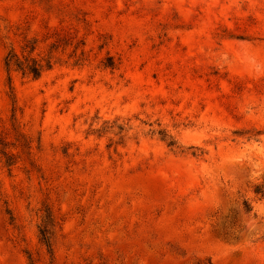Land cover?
<instances>
[{
	"label": "rangeland",
	"instance_id": "1",
	"mask_svg": "<svg viewBox=\"0 0 264 264\" xmlns=\"http://www.w3.org/2000/svg\"><path fill=\"white\" fill-rule=\"evenodd\" d=\"M0 264H264V0H0Z\"/></svg>",
	"mask_w": 264,
	"mask_h": 264
},
{
	"label": "trees",
	"instance_id": "2",
	"mask_svg": "<svg viewBox=\"0 0 264 264\" xmlns=\"http://www.w3.org/2000/svg\"><path fill=\"white\" fill-rule=\"evenodd\" d=\"M60 40L56 41L57 44ZM36 50V41H26L24 45L20 48V52L17 53L14 49H10L4 59V65L7 72L10 71H18L22 75L29 76L33 79H37L41 76V74L49 69H51V56H48L46 59H38L35 57L33 53ZM107 67H113L112 63L106 65ZM172 145V143H170ZM13 163H11V157L7 158L5 161V165L10 167ZM244 209L246 212L250 211V207L248 205H244ZM40 235L42 240L45 243L49 241V231L48 227L43 226L40 230Z\"/></svg>",
	"mask_w": 264,
	"mask_h": 264
}]
</instances>
